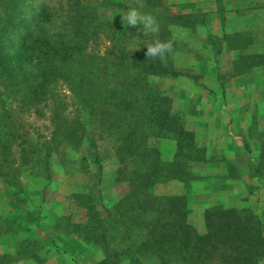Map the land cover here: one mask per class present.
<instances>
[{
    "label": "trees",
    "instance_id": "1",
    "mask_svg": "<svg viewBox=\"0 0 264 264\" xmlns=\"http://www.w3.org/2000/svg\"><path fill=\"white\" fill-rule=\"evenodd\" d=\"M224 21V0H214ZM143 12L152 13L161 28L158 35L144 36L142 28L127 27L122 16L134 0H0V178L24 193L22 167L40 165L50 178L52 151L62 146L93 148L106 140L115 156L116 182H125L121 195L104 205L92 190L75 194L85 210L84 222L66 219V229L101 251L94 264H258L264 259V222L249 207L206 206L204 230L190 220L192 167L207 162L206 148L175 110L172 97L153 77L180 74L174 55L162 63L145 57L146 44L173 38L175 28H194L208 21L209 12H160L166 0H144ZM105 39L102 53L88 52L90 41ZM231 49H247L243 33L223 32ZM220 40V41H221ZM219 45V42L217 43ZM216 47V54L220 52ZM264 65V52H239L234 62L238 74ZM57 82L70 93L69 111L52 99L51 131L40 141L18 132L17 111L37 108L53 95ZM39 139V138H38ZM174 142L173 154L163 158L158 143ZM244 146L249 150L247 142ZM264 169L261 151L255 172ZM181 181L182 193L156 194L154 186ZM64 218V217H61ZM14 243L17 255L41 263L38 247L29 236ZM20 230L0 213V237L16 238ZM29 234V235H28ZM14 258V259H16ZM9 260L3 261V263Z\"/></svg>",
    "mask_w": 264,
    "mask_h": 264
},
{
    "label": "rangeland",
    "instance_id": "2",
    "mask_svg": "<svg viewBox=\"0 0 264 264\" xmlns=\"http://www.w3.org/2000/svg\"><path fill=\"white\" fill-rule=\"evenodd\" d=\"M224 6L223 22L214 0H166L159 8L163 13L206 11L209 19L191 29L173 30L177 48L173 62L180 74L176 77L155 76L154 83L172 97L174 109L184 113L189 128L196 126L200 133L210 131L214 136L225 132L245 140L249 146L250 157L241 153L236 155V161L243 168L244 183H241L239 170L231 164L226 167V172L212 176V171L205 167L212 158L192 167L190 220L200 232L204 230L203 210L210 206L212 187L220 186L219 189L227 191L228 181H233V192L224 195L222 205L237 208L248 205L264 222V169L261 175H255L258 185H248L249 168L253 162H258L260 152L264 153V65L242 74L236 73L233 66L239 52H264V0H224ZM224 31L240 32L249 37L247 49H231L230 43L221 40ZM108 46L107 40L99 39L90 41L87 50L102 53ZM216 47L221 50L218 54ZM52 99L64 102L69 111L70 93L57 82L53 95L37 110L16 112L18 132H27L39 141L48 136ZM197 141L203 145L207 139L200 136ZM157 144L163 158L172 156V140L161 139ZM49 165V179L40 165L22 167L24 193L13 190L0 178V213L8 215L20 230L12 240L10 235L1 236V249L6 244L14 247V243L27 236L24 228L28 227L35 233L29 236L31 244L41 245L36 237L46 242L40 252L41 264H94L101 258L100 249L65 230V218L69 217L73 222L85 221V210L76 202L75 194H86L91 190L100 193L103 204L99 203L98 207L102 212L104 205L113 203L121 195L125 182L115 180L117 162L112 149L103 139L97 142L96 148L87 142L80 148L62 146L52 151ZM153 189L156 194H178L183 192L184 186L181 181H168L156 184ZM2 255L0 264H5V260L31 264L22 260L25 258L17 259L14 254L8 258ZM146 264L157 262L153 259ZM258 264H264V259Z\"/></svg>",
    "mask_w": 264,
    "mask_h": 264
},
{
    "label": "crops",
    "instance_id": "3",
    "mask_svg": "<svg viewBox=\"0 0 264 264\" xmlns=\"http://www.w3.org/2000/svg\"><path fill=\"white\" fill-rule=\"evenodd\" d=\"M187 117L188 116H186V118ZM192 128H190V129H192L195 132L196 140H198L200 136H201V138L203 136V138L207 139V141H205L203 143V146H205V148H206L207 157L212 158V162L207 164L208 166H205V167H208L207 171H212V176L215 174H218V173L221 174V173L226 172V167H228L229 164H231V165L235 166L236 169L239 170L240 176H241L240 177L241 183H244L243 182L244 176H242L243 168L239 164V162L236 161V155L238 153H241V155L243 154V156L246 155V156L250 157L249 150H247L244 146V140H242V139L239 140V138L233 137L232 135L226 134L225 132L214 136L210 133V131H204V132L200 133L201 130H198V128H196V126H192ZM201 134H203V135H201ZM173 149H174V146H173ZM243 152H245L246 154H244ZM204 164H206V163H204ZM255 165L256 164L253 162L252 167L250 166V168H249V170H250L249 174H250L251 179H250V182L248 185H250V186H257L258 185V178H257L258 175L255 172ZM255 175H257V177ZM172 182L177 183V180H172ZM227 185H230V186H227L228 187L227 191H223V190L219 189L221 187L218 185H216V186H218L219 188L212 187V191L210 192L211 197H209L210 205H222V203H224V201H222L221 199L224 198V195H227L228 193L232 194L233 190H231V189L234 185L233 181H228ZM212 186H215V185H212ZM244 207H249V206L245 205ZM4 239H7V238L4 237ZM12 239L13 238H11V240ZM5 241L4 242L2 241L1 243H5ZM11 251L12 252L14 251L13 246L6 244V245H4V248L2 247V249H1V245H0V254H4L6 252H11ZM22 260L29 261L31 264H37V262L34 259L25 258ZM21 262L10 261V262L5 263V264H19Z\"/></svg>",
    "mask_w": 264,
    "mask_h": 264
},
{
    "label": "clouds",
    "instance_id": "4",
    "mask_svg": "<svg viewBox=\"0 0 264 264\" xmlns=\"http://www.w3.org/2000/svg\"><path fill=\"white\" fill-rule=\"evenodd\" d=\"M135 6L127 10V14L122 16V21L127 27L136 28L141 25L138 31H142L144 36L149 34L158 35L161 25L152 13L143 12L145 7L144 0H134ZM175 35V34H174ZM147 52L145 57L151 61L157 58L164 63L169 54H175L173 38L161 40L155 39L151 43L146 44Z\"/></svg>",
    "mask_w": 264,
    "mask_h": 264
}]
</instances>
